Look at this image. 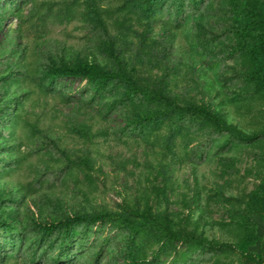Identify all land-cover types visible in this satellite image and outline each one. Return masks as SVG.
Returning <instances> with one entry per match:
<instances>
[{"label":"rangeland","instance_id":"374dc122","mask_svg":"<svg viewBox=\"0 0 264 264\" xmlns=\"http://www.w3.org/2000/svg\"><path fill=\"white\" fill-rule=\"evenodd\" d=\"M0 264H264V0H0Z\"/></svg>","mask_w":264,"mask_h":264},{"label":"trees","instance_id":"16d2710c","mask_svg":"<svg viewBox=\"0 0 264 264\" xmlns=\"http://www.w3.org/2000/svg\"><path fill=\"white\" fill-rule=\"evenodd\" d=\"M48 72L52 77H67V78L81 77L97 85H104L113 79H118L123 83L127 84L135 93L150 95L158 99L159 101L165 103L166 105L170 106L172 108V112L174 113H177L181 116L189 115V116L201 117L206 122H210L214 124V126L220 131L230 132L235 135H242V133L238 131L235 127L229 126L226 123L222 122L220 119H218L214 115V113L207 107L195 106V105H191L189 107H182L180 105H177L176 102L164 92L156 91V90L149 91L144 87L138 85L132 78L126 76L125 74L103 69L96 64L87 63L78 67H63V68L52 67ZM169 114L170 113L168 111L167 112L159 111L156 113V116L158 118H163L169 116ZM112 216L113 214L111 213H102L93 216L76 215L55 224L43 225V229L46 231H51L53 228H61V227L69 228L72 224L85 220L106 222L111 218H113ZM124 223L132 230H138L137 229L138 224L135 223L134 221L130 219H126L124 220ZM160 228L164 230V233L166 234L167 238L170 240L187 243L193 239V237H190L183 233L171 231L166 227H164L163 225H161Z\"/></svg>","mask_w":264,"mask_h":264}]
</instances>
